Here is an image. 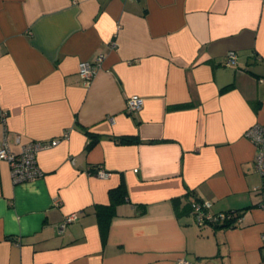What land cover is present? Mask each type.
<instances>
[{
	"label": "crops",
	"instance_id": "0c3cea01",
	"mask_svg": "<svg viewBox=\"0 0 264 264\" xmlns=\"http://www.w3.org/2000/svg\"><path fill=\"white\" fill-rule=\"evenodd\" d=\"M99 55L86 84L78 64ZM0 107V145L59 139L34 180L0 160V264H264L244 137L264 123V0H0ZM121 183L103 235L96 206ZM197 201L242 220L199 225Z\"/></svg>",
	"mask_w": 264,
	"mask_h": 264
},
{
	"label": "built area",
	"instance_id": "2783aa9c",
	"mask_svg": "<svg viewBox=\"0 0 264 264\" xmlns=\"http://www.w3.org/2000/svg\"><path fill=\"white\" fill-rule=\"evenodd\" d=\"M112 45L115 42L112 41ZM237 54L235 51H228L225 55V65H233L236 62ZM102 57L99 55L94 61H80L78 64V74L83 81L88 84L95 71L99 66ZM143 98L137 94L130 95L126 99L125 111L129 115H135L143 106ZM7 112L0 107V122L5 123ZM67 136V132L63 137ZM244 137L253 143L256 149L254 157V169L261 177V184L253 187V191L259 197V205L264 211V123H254L247 127L244 131ZM58 138L50 141H30L20 146L18 152L9 149L6 143L0 145V160H4L10 167L11 179L14 183L34 180L42 175V171L37 163V154L40 150L51 147L58 142ZM95 174L99 177H106L108 173L100 166L96 169ZM190 212L199 225L203 223H210L212 225H237L242 216L237 210H224L214 212L211 210V203L209 201H197L191 203ZM77 212H72L64 215L61 222L58 224L57 232L62 233L66 225L76 220ZM262 244L264 248V232L262 234ZM264 260V254H263ZM175 264H195L185 258H179Z\"/></svg>",
	"mask_w": 264,
	"mask_h": 264
},
{
	"label": "trees",
	"instance_id": "16d2710c",
	"mask_svg": "<svg viewBox=\"0 0 264 264\" xmlns=\"http://www.w3.org/2000/svg\"><path fill=\"white\" fill-rule=\"evenodd\" d=\"M98 140V136L96 134H90L89 135V141L87 142L85 148L89 149L91 148ZM121 142H131L133 141L132 137H120ZM125 196V188L124 184L121 183L117 187L110 189L109 191V203L108 204H99L96 206L95 213L98 217L99 225L101 228V232L103 235H106L109 227V223L111 220V217L114 214V208L117 202L123 199ZM226 226V225H222Z\"/></svg>",
	"mask_w": 264,
	"mask_h": 264
}]
</instances>
